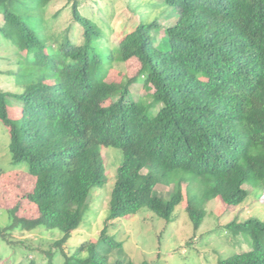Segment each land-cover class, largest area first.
<instances>
[{
	"label": "trees",
	"instance_id": "obj_1",
	"mask_svg": "<svg viewBox=\"0 0 264 264\" xmlns=\"http://www.w3.org/2000/svg\"><path fill=\"white\" fill-rule=\"evenodd\" d=\"M53 1L0 0V39L13 48L16 65L7 72L16 91L0 88V126L12 163L25 165L0 166V179L22 171L32 184L26 199L37 214L21 218L13 207L0 237L13 230H58L64 238L54 246L64 264H101L108 248L100 252L84 241L71 253L65 246L90 194L108 181L101 147L121 152L108 221L145 208L170 223L182 207L197 231L206 202L218 198L237 207L248 197L245 185L264 187V0L133 3L140 22L111 43L81 12L97 0H66L81 44L69 34L49 38L44 13ZM165 14L174 22L162 29L158 20ZM132 59L137 75L115 81V65ZM134 83L145 96L134 99ZM193 180L201 189L185 194L183 184L190 188ZM158 185L172 189L160 197ZM224 228L248 249L217 264H264L263 221ZM107 230L99 245L110 241Z\"/></svg>",
	"mask_w": 264,
	"mask_h": 264
},
{
	"label": "rangeland",
	"instance_id": "obj_2",
	"mask_svg": "<svg viewBox=\"0 0 264 264\" xmlns=\"http://www.w3.org/2000/svg\"><path fill=\"white\" fill-rule=\"evenodd\" d=\"M97 1V5L90 3L81 6V12L107 33L111 43L118 34L132 30L140 22L139 16L131 13L133 3L143 5L150 0ZM152 2L161 4L163 0ZM166 16L167 14L162 15L158 20L162 29L174 22V19H167ZM148 19L151 20L152 16ZM44 21L50 39L69 34L74 42L82 43V31L73 22L71 6L66 0L51 2L45 10ZM162 32L154 34L156 41L160 40ZM15 69V52L8 43L0 39L1 89L16 91L13 80L7 74ZM138 71L136 60L117 64L113 71L117 77L114 80L122 77L131 79ZM131 92L134 99L145 96L142 87L136 83L131 86ZM163 116V113L159 114L157 121ZM7 144V137L0 126V166L5 170L20 166L12 163ZM101 154L108 181L103 187L92 191L80 227L66 237L65 246L71 253L76 251L80 243L88 241L95 243L100 252L104 248L109 249L101 264H113L119 260H131L136 264H217L219 258L248 249L246 241L242 238L235 240L224 226L250 218L264 222V187L260 184L245 185L248 197L237 207L226 206L218 198L206 202L204 219L197 231H194L182 207L175 210L170 223L145 208L129 218L108 221V202L116 178V167L121 161V152L115 148L101 147ZM20 167L24 169L25 165ZM23 176L22 171L15 170L6 172L0 179V228L10 223L9 210L15 206L18 207L17 215L21 218L33 219L37 216L34 206L26 199V194L32 187L31 181ZM188 182L183 184L185 194L190 190L196 192L201 189L198 180H193L190 188L187 187ZM171 189V186L158 185L155 187V194L166 197ZM105 226L108 227L107 236L112 244L108 240H100L99 245L98 239ZM62 238L64 235L58 230L37 228L31 232L10 231L5 238L0 237V264H27L30 261L35 264H64L58 247L54 246V242ZM80 256L85 257V254Z\"/></svg>",
	"mask_w": 264,
	"mask_h": 264
}]
</instances>
